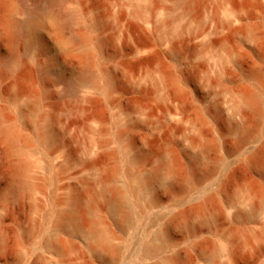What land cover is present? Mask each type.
Segmentation results:
<instances>
[{
	"label": "rangeland",
	"instance_id": "rangeland-1",
	"mask_svg": "<svg viewBox=\"0 0 264 264\" xmlns=\"http://www.w3.org/2000/svg\"><path fill=\"white\" fill-rule=\"evenodd\" d=\"M47 1L0 0V264H264V0H65L21 32Z\"/></svg>",
	"mask_w": 264,
	"mask_h": 264
},
{
	"label": "bare ground",
	"instance_id": "bare-ground-1",
	"mask_svg": "<svg viewBox=\"0 0 264 264\" xmlns=\"http://www.w3.org/2000/svg\"><path fill=\"white\" fill-rule=\"evenodd\" d=\"M64 1L65 0H49V2L47 1L46 3L39 2L37 4L35 10L31 13L29 19L26 22L17 24L19 30L28 36L31 35V38H33V37H35V34L38 31V23H37L38 20H42V19L43 20L44 19H47V20H61V19L63 20L64 19L65 20V19H67L69 17V15H66L62 11V5H63ZM85 42H87L86 38L81 37V36L73 35V37L71 36V39H70V43H75V44H79V45L84 44ZM7 65H8V63H6L2 59H0V68L1 69L2 68L4 69L5 67H7ZM91 79H93V75L90 72H88L87 70H85V72L83 73V80L82 81L91 80ZM71 91H73V92L76 91V85L72 86ZM262 94H264V87L259 91H252V92L245 94L244 100L253 111H258L259 102H260V95H262ZM37 101H38V99L36 96H33V97L31 96L28 99L29 107L33 108L34 105L37 103ZM1 117H0V127H1L0 130L14 144V141H17V135L15 133V130H14L13 126L8 125L4 121L3 118H5V117H3V118H1ZM5 120H6V118H5ZM246 128H247L246 126H243L240 129L239 132H240L241 136H244L247 133ZM51 137H53V130H52L51 122H49V124L46 126L41 138H42V140H44V139L50 140ZM19 145H21V143ZM252 164L255 166V168L257 170L261 171L262 165H261V160L259 157L254 158V160H252ZM201 172H202L201 170L194 172L192 174V177H197L199 174H201ZM114 173L115 174L117 173V169L114 170ZM19 187H20V185H19ZM71 203H72V206H71L72 208L68 212H66L64 215L69 220H73L74 216H75V209L78 205V199L76 196H74L72 198ZM117 203L119 204V202H117ZM117 203H115L116 204L115 207L118 205ZM52 241L53 242L51 244H54L57 247H61L64 244V242L62 244L61 240H59V239H56V240L54 239ZM2 242H3L2 241V235L0 234V244H2ZM56 246H54V247H56ZM102 246H103L102 249L104 250V253L106 255L112 257L116 253L115 248L112 247L110 244H108L105 240L102 241ZM62 248L63 247H61V249Z\"/></svg>",
	"mask_w": 264,
	"mask_h": 264
}]
</instances>
